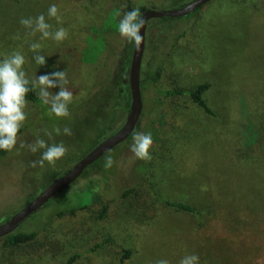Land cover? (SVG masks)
I'll return each instance as SVG.
<instances>
[{
	"label": "rangeland",
	"instance_id": "rangeland-1",
	"mask_svg": "<svg viewBox=\"0 0 264 264\" xmlns=\"http://www.w3.org/2000/svg\"><path fill=\"white\" fill-rule=\"evenodd\" d=\"M192 1L0 0V62L20 52L30 81L66 71V87L73 93L67 118L50 117L42 101L24 109L27 119L17 146L0 160V224L124 125L134 43L119 35L123 14L130 7L172 11ZM53 4L59 23L47 14ZM41 14L51 31L65 28L67 39L26 35L30 30L21 18ZM34 42L42 45L37 52L30 50ZM36 55L45 56V65L36 64ZM159 66V80L152 85L150 75ZM141 79L144 108L135 132L151 133V160L132 158L131 138L107 152L69 190L19 226L17 231L38 233L34 242L14 248L0 239V264H67L76 254L82 256L74 264H122L121 251H131L124 264L161 259L179 264L193 254L198 264H264V0H211L188 16L151 20ZM205 83L211 88L203 97L214 116L189 96L163 98L159 93L192 91ZM49 91L58 94L59 87ZM65 126L72 136L44 135V129L60 127L62 132ZM37 138L68 148L54 168H32L43 150L33 154L19 147ZM109 155L115 163L106 169ZM150 179L157 194L201 214L169 209L154 195ZM130 188L148 195L153 215L122 198ZM81 190L97 200L89 204V194ZM82 204L89 207L74 219L71 211ZM104 206L108 210L100 218ZM61 210L67 213L56 221L53 214ZM106 237L114 245L89 252Z\"/></svg>",
	"mask_w": 264,
	"mask_h": 264
},
{
	"label": "clouds",
	"instance_id": "clouds-1",
	"mask_svg": "<svg viewBox=\"0 0 264 264\" xmlns=\"http://www.w3.org/2000/svg\"><path fill=\"white\" fill-rule=\"evenodd\" d=\"M58 8L55 4L50 5L48 9V17L55 18L57 22H61L58 15ZM120 16V12L115 13ZM20 24L30 30L26 35L35 36L40 34L41 40L52 39L56 42H62L68 37V31L60 27L54 32L51 31V25L46 22L43 14L34 19L21 18ZM144 27L139 7L134 8L123 14L118 24V32L121 39L127 43H134L137 49L142 44L143 38L140 35L141 29ZM17 39L19 36L16 37ZM42 45L34 42L30 45V50L37 52ZM37 65L43 66L46 63L44 55L34 56ZM25 57L20 52H13L0 62V150L11 152L17 146L18 132L25 120L27 119L26 108L28 101L26 96L29 91L38 89V97L44 105L49 106L48 115L56 118H67L70 116L69 105L73 101V93L68 90L66 71H55L51 74L34 77L31 81L26 78L23 70ZM30 85V87H29ZM59 87L58 94H52L49 90ZM44 135L52 139L53 132L56 135L72 136L73 132L70 127L65 126L61 132L60 127H54L52 131L44 129ZM153 144L151 133L133 132L129 151L132 153L134 160L150 161V148ZM21 149L27 150L33 154L43 150L38 160L31 162V167L39 166L41 169L45 166L55 167L56 162L63 158L68 148L63 142L48 144L44 139L37 138L34 143L19 144ZM115 161L109 155L105 159L104 167L110 169ZM199 257L197 255H185L179 261V264H198ZM156 264H169L167 260L161 259Z\"/></svg>",
	"mask_w": 264,
	"mask_h": 264
},
{
	"label": "water",
	"instance_id": "water-1",
	"mask_svg": "<svg viewBox=\"0 0 264 264\" xmlns=\"http://www.w3.org/2000/svg\"><path fill=\"white\" fill-rule=\"evenodd\" d=\"M210 1L211 0H194L180 9L172 11L146 10L141 14L144 21V27L141 29L140 35L143 38V41L139 49H137L135 45L133 48L129 70L131 104L124 125L117 132L96 145L65 174L51 182L38 196L13 215L9 220L0 224V239L16 232L26 219L73 185L90 166L100 160L107 152L114 150L128 141L132 136L140 122L144 108L141 89V74L149 22L153 19L181 18L188 16L205 6Z\"/></svg>",
	"mask_w": 264,
	"mask_h": 264
},
{
	"label": "trees",
	"instance_id": "trees-1",
	"mask_svg": "<svg viewBox=\"0 0 264 264\" xmlns=\"http://www.w3.org/2000/svg\"><path fill=\"white\" fill-rule=\"evenodd\" d=\"M200 9H198L194 13L198 12ZM129 10L130 11L133 10L132 7H130ZM144 11H146V9L142 8L140 10V13L142 14ZM128 63H129V58H128V62H126V66H128ZM160 74H161V66H159L156 69V71L150 75V80H151L152 85L157 83V81L159 80ZM144 82L145 81L143 79H141V89L144 88ZM29 87H30V85H29ZM210 88H211V84L205 83V84L200 85L199 87H197L196 89H194L192 91L173 89V90H168V91H160L159 93L162 95L163 98L176 97V96H189L197 106H199L201 109L204 110V112L206 114L214 116V112L208 107V105L206 104L204 97H203L204 94L208 90H210ZM26 100L28 101V103L41 105V100L38 97V91L37 90L29 91V93L26 96ZM22 132H23V129H20L18 132V136L21 135ZM8 153L9 152H5L3 150H0V160L2 158H4ZM142 165H143V169H144L145 173H148V175H151L149 165L146 163H143ZM90 167H92V166H90ZM150 184H151L152 191H153L154 195L156 196V198L159 201H161L165 206H167L169 209L177 211V212L189 213L192 215H200L201 214L198 210H196L194 207H192L189 204L179 202V201H172V200H169V199H166V198L160 196L154 190V185H153V182L151 181V179H150ZM79 192H81V193L85 192V195L89 194L87 196V199L89 200V204H92L95 200H97V197L88 190H81ZM121 196L125 200L133 199L135 206H137L139 209H142L144 211V213L148 214L149 212L153 211L152 203L150 202L148 195L141 194L139 191L137 192L135 188H130V189L125 190ZM88 207H89V205H83L82 204V205H80V207L78 209L72 210L70 214L73 216L74 219H76L79 217L78 213L86 210ZM107 210H108V207L104 206L103 211L100 214V218L105 217ZM66 213L67 212H65L63 210L58 211V212L56 211L53 214V217H55V219L57 221L58 218L64 217L66 215ZM153 214H154V212H152V215ZM60 221H62V220H60ZM37 236H38V233L35 231H31V232L16 231L13 234H11L7 237L1 238V239H3L5 241V246H11V247L15 248V247L25 246V245H28V244L34 242L36 240ZM108 244L114 245L113 241L109 237H106L102 243L96 245L89 252H96L97 250H99L100 248H102ZM81 256H82L81 254H76V255L72 256L69 259L67 264H74L76 262V260H78ZM130 257H131V251H121L120 261L122 264H124L125 260L129 259Z\"/></svg>",
	"mask_w": 264,
	"mask_h": 264
}]
</instances>
